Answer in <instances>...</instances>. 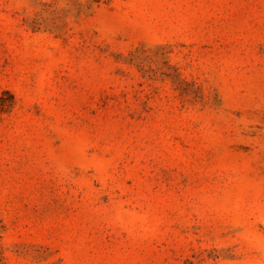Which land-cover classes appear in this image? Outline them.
<instances>
[{"label": "rangeland", "instance_id": "obj_1", "mask_svg": "<svg viewBox=\"0 0 264 264\" xmlns=\"http://www.w3.org/2000/svg\"><path fill=\"white\" fill-rule=\"evenodd\" d=\"M0 264H264V0H0Z\"/></svg>", "mask_w": 264, "mask_h": 264}, {"label": "trees", "instance_id": "obj_2", "mask_svg": "<svg viewBox=\"0 0 264 264\" xmlns=\"http://www.w3.org/2000/svg\"><path fill=\"white\" fill-rule=\"evenodd\" d=\"M4 105H5V101L0 98V106H4Z\"/></svg>", "mask_w": 264, "mask_h": 264}]
</instances>
